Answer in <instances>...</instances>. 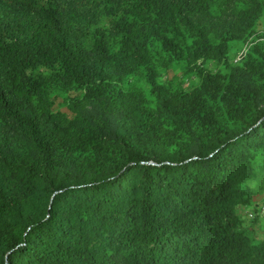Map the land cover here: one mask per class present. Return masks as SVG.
Listing matches in <instances>:
<instances>
[{
    "label": "trees",
    "instance_id": "1",
    "mask_svg": "<svg viewBox=\"0 0 264 264\" xmlns=\"http://www.w3.org/2000/svg\"><path fill=\"white\" fill-rule=\"evenodd\" d=\"M261 26L264 0H0V264H264Z\"/></svg>",
    "mask_w": 264,
    "mask_h": 264
},
{
    "label": "rangeland",
    "instance_id": "2",
    "mask_svg": "<svg viewBox=\"0 0 264 264\" xmlns=\"http://www.w3.org/2000/svg\"><path fill=\"white\" fill-rule=\"evenodd\" d=\"M259 30L261 31V34H264V28L261 26L259 27ZM260 40L264 41V37L260 38ZM254 44V42L249 41L247 43H245L244 46H236L237 49V57L235 62L240 60V57L242 54L246 55V53L250 50L251 46ZM209 68L213 69V70H217L216 64L215 63H210L209 64ZM164 79H166L167 81H173V82H183L186 86H190L196 83L197 78L191 74L188 75L185 72V67L183 64L177 63L174 64L168 71L164 72ZM259 206H264V197H258L257 201ZM254 206H249L246 207L245 209L241 210L244 212H249L250 210L253 209ZM264 217V216H263ZM264 227V219L261 220V222H259V229Z\"/></svg>",
    "mask_w": 264,
    "mask_h": 264
},
{
    "label": "built area",
    "instance_id": "3",
    "mask_svg": "<svg viewBox=\"0 0 264 264\" xmlns=\"http://www.w3.org/2000/svg\"><path fill=\"white\" fill-rule=\"evenodd\" d=\"M261 215L264 216V206L261 208Z\"/></svg>",
    "mask_w": 264,
    "mask_h": 264
}]
</instances>
